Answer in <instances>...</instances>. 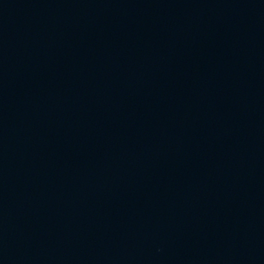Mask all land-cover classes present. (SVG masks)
<instances>
[{
    "label": "water",
    "instance_id": "obj_1",
    "mask_svg": "<svg viewBox=\"0 0 264 264\" xmlns=\"http://www.w3.org/2000/svg\"><path fill=\"white\" fill-rule=\"evenodd\" d=\"M0 264H264V0H0Z\"/></svg>",
    "mask_w": 264,
    "mask_h": 264
}]
</instances>
